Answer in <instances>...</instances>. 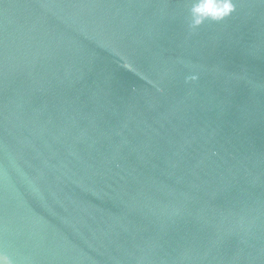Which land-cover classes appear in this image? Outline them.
Wrapping results in <instances>:
<instances>
[{
	"label": "water",
	"instance_id": "obj_1",
	"mask_svg": "<svg viewBox=\"0 0 264 264\" xmlns=\"http://www.w3.org/2000/svg\"><path fill=\"white\" fill-rule=\"evenodd\" d=\"M0 0V258L264 264V0Z\"/></svg>",
	"mask_w": 264,
	"mask_h": 264
},
{
	"label": "clouds",
	"instance_id": "obj_2",
	"mask_svg": "<svg viewBox=\"0 0 264 264\" xmlns=\"http://www.w3.org/2000/svg\"><path fill=\"white\" fill-rule=\"evenodd\" d=\"M235 9L233 0H195L191 12L193 24L199 26L204 19L222 20ZM0 264H14L10 257L0 258Z\"/></svg>",
	"mask_w": 264,
	"mask_h": 264
}]
</instances>
